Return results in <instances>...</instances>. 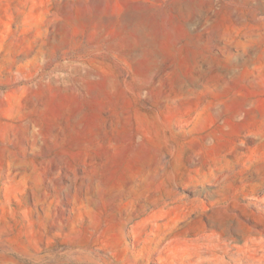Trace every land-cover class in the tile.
<instances>
[{"label": "rangeland", "instance_id": "obj_1", "mask_svg": "<svg viewBox=\"0 0 264 264\" xmlns=\"http://www.w3.org/2000/svg\"><path fill=\"white\" fill-rule=\"evenodd\" d=\"M0 264H264V0H0Z\"/></svg>", "mask_w": 264, "mask_h": 264}]
</instances>
